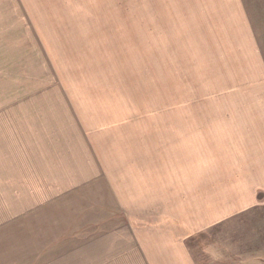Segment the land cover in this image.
<instances>
[{"label": "rangeland", "instance_id": "obj_1", "mask_svg": "<svg viewBox=\"0 0 264 264\" xmlns=\"http://www.w3.org/2000/svg\"><path fill=\"white\" fill-rule=\"evenodd\" d=\"M48 103L79 113L101 136V152L109 138L117 144V162L110 166L124 190L123 167L135 177L142 168L157 171L174 167L180 156L186 160L188 153L174 143L172 123L188 121L187 108H196L192 122L227 126L231 140L237 135L231 129L246 122L252 107L264 105V0H0V149L18 140L24 154L35 145L43 159ZM158 122L170 124L157 145L162 154L154 145ZM239 133L244 137L246 131ZM214 142L207 144L213 156L221 152V142ZM251 144L240 138L229 150L222 145V153L231 169L253 183L260 181L264 162L255 157L261 144ZM205 145L202 153L208 155ZM254 206H264V194ZM105 210L78 206L70 214L87 227L96 213L97 219L108 217ZM33 212L37 219L21 237L4 225L0 264L44 261L27 258L48 250V215L40 207ZM241 218L244 226L212 235L245 251L260 239L263 255L264 208Z\"/></svg>", "mask_w": 264, "mask_h": 264}, {"label": "crops", "instance_id": "obj_2", "mask_svg": "<svg viewBox=\"0 0 264 264\" xmlns=\"http://www.w3.org/2000/svg\"><path fill=\"white\" fill-rule=\"evenodd\" d=\"M187 109L188 121L172 123L174 143L179 141L178 148L188 153L186 160L180 156L173 162L174 167L157 171L142 168L135 177L123 167L124 190L123 180H118L110 166L117 162V144H110L109 138V147L101 152V136L80 119L79 113L48 103L44 130L48 133L41 144L45 146L43 159H38L35 145L27 147L24 154L22 149L26 147L18 140L9 141L13 144L0 149V232L4 225L13 226L8 229L11 236L21 237L24 227L36 221L33 211L40 207L48 215V250L38 255L32 252L27 258L39 257L44 260L41 264H261L264 253L261 254L260 239L256 244L252 240L253 249L245 251L233 241L226 244L212 231L220 232L230 225L244 226L242 215L264 208L254 206L258 194H264V167L256 178L260 183H252L231 169L222 153V145L229 150V143L235 146L242 138L254 146L261 144L262 153L255 157L264 162V105L252 107L246 122L231 129L237 133L231 140L227 126L200 119L192 122L196 108ZM156 124L157 146L164 137L163 128L170 124ZM240 131H246L244 137L239 136ZM112 141L116 139L112 137ZM214 141L221 142V152L213 156L207 144ZM203 144L208 155L202 153ZM161 152L162 147L157 146V153ZM153 176L156 182L151 179ZM207 196L211 200L207 201ZM213 196L217 197L216 204ZM220 196L233 199L224 202ZM78 206L106 209L108 217L97 219L96 213L94 221L91 219L85 227L76 220L75 212L70 214ZM24 210L25 216L20 213ZM10 217L14 222L8 223ZM237 238L245 243L242 236Z\"/></svg>", "mask_w": 264, "mask_h": 264}]
</instances>
